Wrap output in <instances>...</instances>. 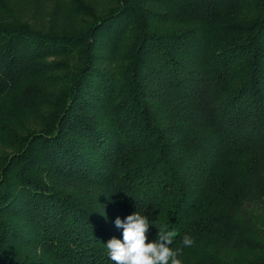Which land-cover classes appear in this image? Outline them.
I'll return each mask as SVG.
<instances>
[{
  "label": "trees",
  "instance_id": "16d2710c",
  "mask_svg": "<svg viewBox=\"0 0 264 264\" xmlns=\"http://www.w3.org/2000/svg\"><path fill=\"white\" fill-rule=\"evenodd\" d=\"M0 145V264H264V0H0Z\"/></svg>",
  "mask_w": 264,
  "mask_h": 264
},
{
  "label": "clouds",
  "instance_id": "9594fccd",
  "mask_svg": "<svg viewBox=\"0 0 264 264\" xmlns=\"http://www.w3.org/2000/svg\"><path fill=\"white\" fill-rule=\"evenodd\" d=\"M117 228L123 229V240L112 238L106 243V253L113 264H181L177 257L181 249H173L174 231L160 228L158 239L148 242V233L152 223L138 211L129 215L126 220L117 218ZM183 246L191 247L194 240L185 235Z\"/></svg>",
  "mask_w": 264,
  "mask_h": 264
},
{
  "label": "rangeland",
  "instance_id": "374dc122",
  "mask_svg": "<svg viewBox=\"0 0 264 264\" xmlns=\"http://www.w3.org/2000/svg\"><path fill=\"white\" fill-rule=\"evenodd\" d=\"M9 151L8 147L0 145V153Z\"/></svg>",
  "mask_w": 264,
  "mask_h": 264
}]
</instances>
